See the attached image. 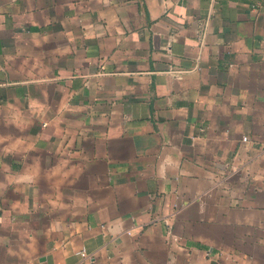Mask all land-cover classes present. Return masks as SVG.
I'll return each mask as SVG.
<instances>
[{
    "label": "crops",
    "instance_id": "crops-1",
    "mask_svg": "<svg viewBox=\"0 0 264 264\" xmlns=\"http://www.w3.org/2000/svg\"><path fill=\"white\" fill-rule=\"evenodd\" d=\"M0 264H264V0H0Z\"/></svg>",
    "mask_w": 264,
    "mask_h": 264
},
{
    "label": "built area",
    "instance_id": "built-area-1",
    "mask_svg": "<svg viewBox=\"0 0 264 264\" xmlns=\"http://www.w3.org/2000/svg\"><path fill=\"white\" fill-rule=\"evenodd\" d=\"M243 140H244V141H247V137H244ZM81 255H82L83 257H86V254L84 253V251L81 252Z\"/></svg>",
    "mask_w": 264,
    "mask_h": 264
}]
</instances>
